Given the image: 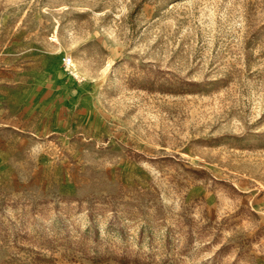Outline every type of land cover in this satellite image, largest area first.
<instances>
[{"label": "rangeland", "instance_id": "rangeland-1", "mask_svg": "<svg viewBox=\"0 0 264 264\" xmlns=\"http://www.w3.org/2000/svg\"><path fill=\"white\" fill-rule=\"evenodd\" d=\"M0 264H264V0H0Z\"/></svg>", "mask_w": 264, "mask_h": 264}, {"label": "built area", "instance_id": "built-area-1", "mask_svg": "<svg viewBox=\"0 0 264 264\" xmlns=\"http://www.w3.org/2000/svg\"><path fill=\"white\" fill-rule=\"evenodd\" d=\"M64 64L70 68L72 66V59L70 57H65L64 58Z\"/></svg>", "mask_w": 264, "mask_h": 264}, {"label": "bare ground", "instance_id": "bare-ground-1", "mask_svg": "<svg viewBox=\"0 0 264 264\" xmlns=\"http://www.w3.org/2000/svg\"><path fill=\"white\" fill-rule=\"evenodd\" d=\"M59 70V69H58Z\"/></svg>", "mask_w": 264, "mask_h": 264}]
</instances>
